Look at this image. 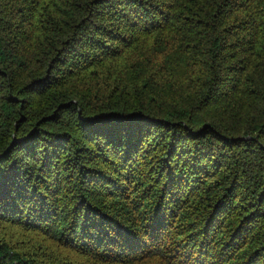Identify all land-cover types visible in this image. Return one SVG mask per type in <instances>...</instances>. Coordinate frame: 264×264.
<instances>
[{
	"label": "trees",
	"instance_id": "1",
	"mask_svg": "<svg viewBox=\"0 0 264 264\" xmlns=\"http://www.w3.org/2000/svg\"><path fill=\"white\" fill-rule=\"evenodd\" d=\"M0 225V264H264V0H0Z\"/></svg>",
	"mask_w": 264,
	"mask_h": 264
},
{
	"label": "rangeland",
	"instance_id": "2",
	"mask_svg": "<svg viewBox=\"0 0 264 264\" xmlns=\"http://www.w3.org/2000/svg\"><path fill=\"white\" fill-rule=\"evenodd\" d=\"M1 227V225H0ZM3 230L6 234H10L11 232V236L15 235L16 231H12L11 228H7V227H4V229H1ZM18 236V235H15V237ZM32 247V246H31ZM33 247H35L36 250H38V248H36V245H34ZM62 253H65L66 255L70 256L71 254L70 253H67V252H62ZM133 264H152V261L151 260H143V261H138V262H134Z\"/></svg>",
	"mask_w": 264,
	"mask_h": 264
}]
</instances>
